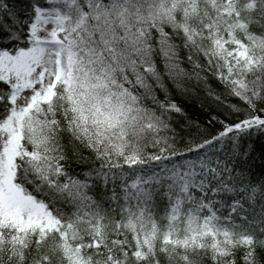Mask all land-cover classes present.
<instances>
[{
	"label": "snow or ice",
	"instance_id": "snow-or-ice-1",
	"mask_svg": "<svg viewBox=\"0 0 264 264\" xmlns=\"http://www.w3.org/2000/svg\"><path fill=\"white\" fill-rule=\"evenodd\" d=\"M0 264H264V0H0Z\"/></svg>",
	"mask_w": 264,
	"mask_h": 264
}]
</instances>
